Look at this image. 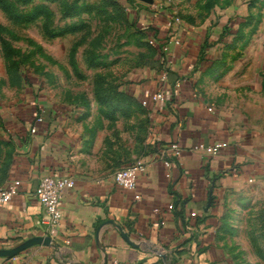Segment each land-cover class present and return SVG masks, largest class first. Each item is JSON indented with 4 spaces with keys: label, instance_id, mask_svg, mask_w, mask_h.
<instances>
[{
    "label": "crops",
    "instance_id": "1",
    "mask_svg": "<svg viewBox=\"0 0 264 264\" xmlns=\"http://www.w3.org/2000/svg\"><path fill=\"white\" fill-rule=\"evenodd\" d=\"M197 2L174 1L181 22L172 29L165 25L169 8H154V2L143 8L156 54L131 73L126 92L140 104L155 92L164 96L142 106L145 137L129 163L121 164L123 152L111 147L95 121L33 106L11 111L6 125L13 150L0 186H19L0 207V248L33 236H49L53 244L0 257V264H233L231 224L246 200L264 198V0L233 1L210 8L206 17ZM169 33L179 43L171 46L167 65L160 46ZM219 141L228 145L216 156L193 150ZM171 143L179 155L161 157ZM138 159L145 168L135 190L115 185L113 172ZM45 175L74 180L62 193L61 219L50 233L35 195Z\"/></svg>",
    "mask_w": 264,
    "mask_h": 264
},
{
    "label": "rangeland",
    "instance_id": "2",
    "mask_svg": "<svg viewBox=\"0 0 264 264\" xmlns=\"http://www.w3.org/2000/svg\"><path fill=\"white\" fill-rule=\"evenodd\" d=\"M233 1L249 0H198L197 5L206 17L214 7L227 8ZM153 2L154 8H169L162 0ZM7 4L10 12L0 6V176L13 150L7 120L18 107L55 109L63 118L71 111L88 125L95 121L111 147L123 152L121 164L132 161L145 137L144 117L142 105L126 87L131 73L156 54V44L149 43L154 32L144 20L143 8L151 4L136 0H7ZM261 65L264 70V61ZM242 205L237 222L231 224L236 232L231 241L233 264H264V198Z\"/></svg>",
    "mask_w": 264,
    "mask_h": 264
},
{
    "label": "built area",
    "instance_id": "3",
    "mask_svg": "<svg viewBox=\"0 0 264 264\" xmlns=\"http://www.w3.org/2000/svg\"><path fill=\"white\" fill-rule=\"evenodd\" d=\"M175 0H162V5L169 7V14L166 21V27L172 29L174 24L181 22L177 11L172 7ZM150 44H155L154 40H149ZM179 40L170 33L166 36L164 42L160 46V52L165 56L166 64H170L168 59L171 54V46L177 45ZM165 77V76H164ZM164 94L162 92H155L150 94L147 98L141 100V105L146 107L150 102H157L163 99ZM36 121H42L41 116L36 117ZM31 132L35 131V127L30 128ZM227 142L219 141L212 144L199 143L194 146L193 150L202 153L205 156H216L224 148L227 147ZM180 153L177 143H171L168 145V149L161 150L159 155L164 157L166 154L178 156ZM164 165L169 167L171 160H164ZM145 168V162L142 159H138L128 165L122 166L116 169L112 174L113 183L124 190L133 191L137 185L138 174ZM18 181H12L0 186V207L9 202L18 193ZM74 186V180L68 176H52L45 175L41 177L39 183L35 189V195L38 198L42 206L41 224L45 233H50L51 230L59 223L61 219L60 200L62 193L68 188ZM134 198L138 199L136 194Z\"/></svg>",
    "mask_w": 264,
    "mask_h": 264
},
{
    "label": "water",
    "instance_id": "4",
    "mask_svg": "<svg viewBox=\"0 0 264 264\" xmlns=\"http://www.w3.org/2000/svg\"><path fill=\"white\" fill-rule=\"evenodd\" d=\"M138 1L144 4H151L154 0H138ZM107 223H111L114 227H116L117 230L120 232L121 236L126 241L131 243L127 234L124 233V231L122 230V227L119 224H116L113 220H109L107 221ZM52 244H53V240L49 236H33V237L25 239L24 241L20 242L17 245L6 247V248H0V257H8V256L17 255L21 253L22 251L34 245H47L48 246Z\"/></svg>",
    "mask_w": 264,
    "mask_h": 264
},
{
    "label": "trees",
    "instance_id": "5",
    "mask_svg": "<svg viewBox=\"0 0 264 264\" xmlns=\"http://www.w3.org/2000/svg\"><path fill=\"white\" fill-rule=\"evenodd\" d=\"M0 6L4 8L7 12H10L8 4H7V0H0Z\"/></svg>",
    "mask_w": 264,
    "mask_h": 264
}]
</instances>
